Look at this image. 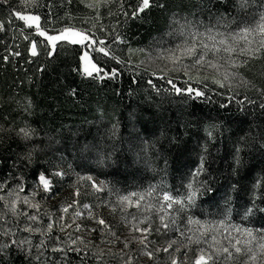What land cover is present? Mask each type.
Returning <instances> with one entry per match:
<instances>
[{"label":"snow or ice","instance_id":"1","mask_svg":"<svg viewBox=\"0 0 264 264\" xmlns=\"http://www.w3.org/2000/svg\"><path fill=\"white\" fill-rule=\"evenodd\" d=\"M0 5L7 10L0 19V32L22 22L16 30L29 42L26 52L31 58L43 53L54 60L58 50L74 51L78 59L71 71L83 79L114 80L122 67H129L133 82L143 73L165 81L167 88L147 80L157 95L211 99L209 93L224 90L234 98L243 88L254 89L264 99V85L246 75L250 65L260 62L264 67V0L182 2L169 15L167 29L149 46L137 49L130 46L123 28L145 10L166 8L164 0H76L75 11L73 0H17L15 4L0 0ZM106 18L112 23L105 24ZM17 49L6 46L10 55L2 60L20 58ZM135 53L145 59L133 65ZM108 61L121 67L109 69ZM141 65L142 72L138 71ZM47 67L41 64L36 71ZM260 79L264 80V71ZM67 94L76 97L77 88H69ZM9 101L20 123L0 125V133H14L31 146L14 163V172L0 176V264H13L16 256L23 257V264H264V224L251 223L256 212L264 213V206L253 201L239 223L233 219L230 198L215 216L205 213L201 218L193 213L197 198L212 192L208 181L196 179L207 173L204 155L185 193L174 194L163 181L121 191L110 181L76 172L63 153L34 170L29 183L26 170L43 151L32 143L37 129L24 119L33 114L35 105L27 95H13ZM116 127L112 126L110 137ZM208 136L212 137L211 131ZM81 150L94 151L97 164L112 155L97 144H85ZM70 171L76 177L71 199L55 202L56 184ZM256 184L264 189L261 181ZM261 199L264 202V192ZM103 207L117 218V225L99 214Z\"/></svg>","mask_w":264,"mask_h":264},{"label":"trees","instance_id":"2","mask_svg":"<svg viewBox=\"0 0 264 264\" xmlns=\"http://www.w3.org/2000/svg\"><path fill=\"white\" fill-rule=\"evenodd\" d=\"M164 2L166 8L145 10L123 28L133 49L149 46L167 29L168 17L176 5L190 0ZM75 6L73 0L74 11ZM6 15V8L0 5V19ZM104 23L111 24L112 20L106 18ZM20 25L22 22L16 21L8 31L0 32L3 41L0 43V125L7 128L13 120L20 123L10 96L31 97L34 112L24 119L37 129L38 135L32 143L40 145L43 151L37 153L32 167L26 170L29 183L34 179L31 175L34 170H41L46 167L45 161L55 160L63 153L76 172H88L110 181L121 191L163 181L174 194L185 193L186 181L204 155L207 173L196 179L208 181L212 192H204L197 198L192 210L195 215L215 216L230 198L233 219L239 223L253 201L264 206L261 199L264 189L256 184L258 180L264 183V108H261L264 99L254 89L241 88L234 98L224 90L209 93L211 99L157 95L147 80L167 88L165 81L143 73L133 82L129 67H122V74L114 80L90 81L71 71L78 59L74 51L58 50L54 60L43 53L38 59L29 57L26 52L29 42L16 30ZM6 46L13 49L18 46L22 56L3 61V55H10L5 52ZM140 54H133V63L141 58ZM41 64L48 67L38 73L36 69ZM108 67L121 66L108 61ZM138 71L142 72L143 68ZM261 71L264 67L257 62L250 65L246 75L264 85ZM72 87L77 88L76 97L67 94ZM113 125L117 126L116 134L110 137ZM209 131L212 137L208 136ZM0 135H3L0 176H5L15 171L14 163L31 145L18 140L14 133ZM85 144L102 146L104 151L112 152L111 158L97 164L94 151L81 150ZM112 223L117 225V221ZM251 223L264 224V213L256 212ZM13 264H23V257L16 256Z\"/></svg>","mask_w":264,"mask_h":264},{"label":"rangeland","instance_id":"3","mask_svg":"<svg viewBox=\"0 0 264 264\" xmlns=\"http://www.w3.org/2000/svg\"><path fill=\"white\" fill-rule=\"evenodd\" d=\"M12 2L15 4L17 3V0H12ZM136 54V53H135ZM140 59L136 60V63H139L140 61L144 60V54H140ZM133 65H135V63H133ZM141 67L143 68L144 65H141ZM63 167L67 168V164H64ZM94 176V175H93ZM95 179L97 180H102L96 176H94ZM76 179L75 175L70 171L68 176H66L63 181H61L59 184H56V191L58 192V195L55 198V202H59L62 200H70L71 199V194H72V188H71V184L72 182ZM189 180L186 181V184L188 183ZM81 200H84V197H81ZM99 214L101 216H103L104 218L112 221H117V218L114 217L110 210L107 207H103L101 209L98 210Z\"/></svg>","mask_w":264,"mask_h":264}]
</instances>
